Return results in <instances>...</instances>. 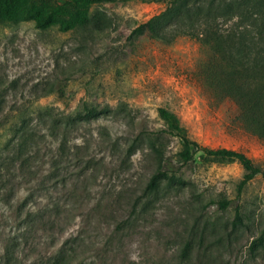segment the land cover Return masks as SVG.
<instances>
[{
    "label": "rangeland",
    "instance_id": "obj_1",
    "mask_svg": "<svg viewBox=\"0 0 264 264\" xmlns=\"http://www.w3.org/2000/svg\"><path fill=\"white\" fill-rule=\"evenodd\" d=\"M164 7L94 5L110 19L102 31L0 23V264H264V245L250 249L264 229L260 174L240 189L239 163L196 154L177 173L185 185L146 194L153 158L144 146L125 153L141 130L162 128L163 107L192 140L240 151L264 171V138L203 77L223 50L189 36L130 35ZM85 105L110 111L49 130ZM179 147L170 139L169 154Z\"/></svg>",
    "mask_w": 264,
    "mask_h": 264
},
{
    "label": "trees",
    "instance_id": "obj_2",
    "mask_svg": "<svg viewBox=\"0 0 264 264\" xmlns=\"http://www.w3.org/2000/svg\"><path fill=\"white\" fill-rule=\"evenodd\" d=\"M116 1L125 0H0V23L32 21L35 28L42 31L52 27L61 32L86 28L102 31L109 27L110 19L101 11L90 10L94 5ZM153 1L163 2L164 9L137 24L130 35L147 34L166 42L189 36L223 50L225 54L221 58L211 57L203 68L205 82L219 99L232 100L238 108V119L264 138V0ZM109 111L107 105H85L53 120L49 130L65 133L67 129L101 118ZM158 116L163 122L162 128L141 130L125 149L129 156L144 146L154 160V171L144 186L146 194L158 191L162 182L170 186L185 185L186 180L177 173L196 154L204 162L239 163L244 171L240 189L258 174L264 179V171L244 153L200 145L189 138L179 118L166 108H159ZM173 138L180 147L171 155L168 147ZM229 203L226 199L220 200L221 208H226ZM239 224L241 219L237 212L233 228ZM263 245L264 229L251 242L250 249Z\"/></svg>",
    "mask_w": 264,
    "mask_h": 264
}]
</instances>
